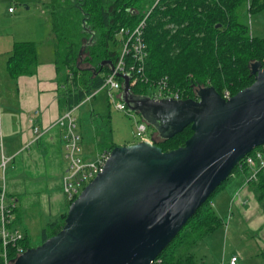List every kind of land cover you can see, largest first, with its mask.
I'll list each match as a JSON object with an SVG mask.
<instances>
[{
  "label": "water",
  "instance_id": "1",
  "mask_svg": "<svg viewBox=\"0 0 264 264\" xmlns=\"http://www.w3.org/2000/svg\"><path fill=\"white\" fill-rule=\"evenodd\" d=\"M230 99L201 88L197 99L134 98L124 79L123 100L166 139L191 126L183 147L155 143L117 146L103 171L70 204L63 228L15 264H154L190 219L264 146V68Z\"/></svg>",
  "mask_w": 264,
  "mask_h": 264
},
{
  "label": "trees",
  "instance_id": "2",
  "mask_svg": "<svg viewBox=\"0 0 264 264\" xmlns=\"http://www.w3.org/2000/svg\"><path fill=\"white\" fill-rule=\"evenodd\" d=\"M156 1L52 0L46 6L53 22L63 112L77 108L103 88L120 56L118 34L122 29L132 30L146 17L148 58L144 71H136L134 79L130 78L134 98H152L166 88L180 93L184 100L197 99L199 89L208 87L222 97L226 92L233 97L255 82L252 66L259 63L264 68V38L249 34L247 0H160L155 6ZM263 9L264 0L251 1V13ZM37 66L36 44L15 43L6 64L8 75L17 80L35 74ZM141 120L163 152L183 147L194 134L188 126L166 139L143 117ZM117 146L112 143L107 150ZM258 189L264 198V173L260 174ZM67 213L42 230V243L63 228ZM222 225L207 201L154 264H202L190 249ZM23 245L27 251L32 248L27 237Z\"/></svg>",
  "mask_w": 264,
  "mask_h": 264
},
{
  "label": "crops",
  "instance_id": "3",
  "mask_svg": "<svg viewBox=\"0 0 264 264\" xmlns=\"http://www.w3.org/2000/svg\"><path fill=\"white\" fill-rule=\"evenodd\" d=\"M50 35L52 37L50 44L54 47V54L55 39L53 33ZM35 42L40 45L42 41L36 40ZM8 58L3 65L0 78V144L2 145L0 156L3 154L11 161L5 171L0 170V177L4 176L8 193L17 201L14 224L25 233L29 241L28 228L32 227L33 219L27 201L22 202L20 195L29 197V194L38 188L42 190L48 187L53 191L56 189L55 198L49 199L48 215H46L48 224L58 220L62 215V207L69 204L63 192V177L69 169V162L66 158V133L62 127L56 125L65 111L63 112L59 106L60 76L57 74L55 64L56 54L47 63L41 62L38 55L35 74L20 76L17 80H13L7 73ZM77 108H75V113ZM35 128H39L42 135L32 143L37 137L34 132ZM79 132L82 136L85 159L94 160L100 153L108 151L107 148L91 147L85 132L82 129H79ZM8 168H10L9 171ZM248 175L249 170L247 169L233 176V181L228 185L226 194L220 199L222 201L220 206L223 209L226 205L228 209L236 208L235 217L234 212H230L232 215L230 220L233 223H230L229 228L232 225L234 231L240 225L245 226L242 229L243 234L249 231L259 232L257 245L263 249L264 211L254 199L258 182H248ZM214 207L215 203L213 209ZM54 209L57 210L56 215H53ZM226 232L229 233V229ZM242 255L243 251H232L228 257H239L238 264H241Z\"/></svg>",
  "mask_w": 264,
  "mask_h": 264
},
{
  "label": "rangeland",
  "instance_id": "4",
  "mask_svg": "<svg viewBox=\"0 0 264 264\" xmlns=\"http://www.w3.org/2000/svg\"><path fill=\"white\" fill-rule=\"evenodd\" d=\"M51 2L52 0H0V78L3 73V65L8 55L12 54L15 43L25 41L36 43V40H41L40 45L36 44L40 61L47 63L53 58L55 55V53L53 54L54 47L50 44L53 22L50 12L46 8ZM9 8H13L14 11L9 12ZM245 16L249 34L253 37L264 38V9L252 13L250 19L247 12H245ZM108 95V89L99 90L91 100H87V97L75 113L78 118L79 129L85 132L91 147L102 149L107 148L112 143L125 146L133 142H140L135 135L134 117L119 111L115 104L109 100ZM117 102H120L119 98H117ZM133 114L137 119L142 117L135 111ZM240 171H235L233 176L238 175ZM231 181H233V177L227 181L223 190L217 191L208 200L212 207L215 203L214 210L224 221V224L215 233L200 240L190 249V252L202 264H222L224 260L230 258L228 256L232 251H243L241 264H264V248L260 249L257 245L259 232L249 231L243 234L242 229L245 226L240 225L233 231L232 225L229 228L232 222L230 212L233 211L235 217L236 208L234 210L233 208L228 209V205H226L223 209L220 206L222 203L220 199L226 194ZM38 189H34L29 197L20 195L22 202L27 201L32 214L33 224L31 228H28L29 243L32 248L42 244V230L48 225L46 215H48L49 199H54L56 196V189L54 191L48 187L42 188V190L41 188ZM255 191L254 199L264 211V198H260L258 187ZM68 208L69 204L67 203L64 208L62 207L61 214ZM56 214L57 210L54 209L53 215ZM17 226H19L18 223ZM228 229L229 233L226 232ZM227 252L228 254H226Z\"/></svg>",
  "mask_w": 264,
  "mask_h": 264
},
{
  "label": "built area",
  "instance_id": "5",
  "mask_svg": "<svg viewBox=\"0 0 264 264\" xmlns=\"http://www.w3.org/2000/svg\"><path fill=\"white\" fill-rule=\"evenodd\" d=\"M160 0H157L155 6ZM251 1L247 0L246 12L249 19L252 15L250 12ZM13 8L9 12H13ZM147 17L134 29H122L118 34L120 41V56L117 64L106 77L103 88L108 89V98L113 102L119 111L126 112L134 117L135 135L140 142L154 143L153 138L148 132V127L144 121L134 116L128 105L123 100L124 79L121 76H128L134 79L136 71L142 73L148 58L147 45L144 38V29ZM119 78H121L120 81ZM99 91H95L87 100L94 98ZM117 98L120 102H117ZM152 98L156 100L172 99L184 100L180 93H174L168 89H161L156 92ZM225 99H230V93H225ZM56 125L62 127L66 133L67 155L69 169L63 177V192L69 203L74 202L82 190L98 174L103 171L106 162L109 160L111 152L104 151L94 160H87L84 157L82 147V136L79 132L78 118L75 116V109L67 110L58 119ZM36 138L32 143L41 137L42 132L39 128L34 129ZM31 144V143H30ZM2 149V145L0 144ZM11 159L6 158L3 154L0 156V170L5 171ZM241 171L249 170L248 182H257L260 174L264 172V146L255 149L248 154L245 159L236 168ZM235 173V172H234ZM234 175V174H233ZM232 175V176H233ZM16 200L11 196L6 187L5 178L0 177V264H13L27 249L23 245L26 239L25 233L17 228L15 222ZM239 257L233 256L229 260H224L222 264H238Z\"/></svg>",
  "mask_w": 264,
  "mask_h": 264
},
{
  "label": "bare ground",
  "instance_id": "6",
  "mask_svg": "<svg viewBox=\"0 0 264 264\" xmlns=\"http://www.w3.org/2000/svg\"><path fill=\"white\" fill-rule=\"evenodd\" d=\"M124 25H125V23H124ZM119 27V26H118ZM123 27V26H122ZM134 29V28H133ZM131 30V29H130ZM117 32V31H116ZM146 41V40H145ZM92 46V45H91ZM61 73V72H60ZM85 157V156H84ZM67 164V163H66Z\"/></svg>",
  "mask_w": 264,
  "mask_h": 264
}]
</instances>
